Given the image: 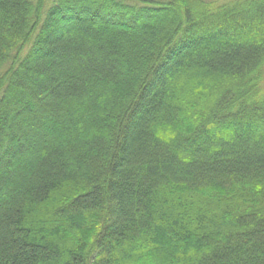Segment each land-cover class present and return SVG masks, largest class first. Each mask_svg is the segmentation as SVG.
Wrapping results in <instances>:
<instances>
[{"label":"trees","instance_id":"16d2710c","mask_svg":"<svg viewBox=\"0 0 264 264\" xmlns=\"http://www.w3.org/2000/svg\"><path fill=\"white\" fill-rule=\"evenodd\" d=\"M0 0V264H264V0Z\"/></svg>","mask_w":264,"mask_h":264},{"label":"rangeland","instance_id":"374dc122","mask_svg":"<svg viewBox=\"0 0 264 264\" xmlns=\"http://www.w3.org/2000/svg\"><path fill=\"white\" fill-rule=\"evenodd\" d=\"M53 0H48L47 2H46V8H45V10L48 8V7H50L51 6V2H52ZM217 1H224V0H217Z\"/></svg>","mask_w":264,"mask_h":264}]
</instances>
